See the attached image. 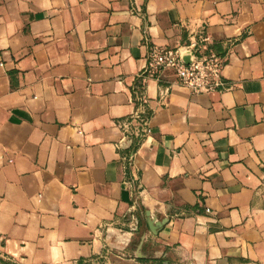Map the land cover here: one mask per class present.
Returning a JSON list of instances; mask_svg holds the SVG:
<instances>
[{
	"label": "crops",
	"instance_id": "crops-1",
	"mask_svg": "<svg viewBox=\"0 0 264 264\" xmlns=\"http://www.w3.org/2000/svg\"><path fill=\"white\" fill-rule=\"evenodd\" d=\"M200 38L227 89L139 76L152 46ZM0 252L264 264V0H0Z\"/></svg>",
	"mask_w": 264,
	"mask_h": 264
},
{
	"label": "built area",
	"instance_id": "built-area-1",
	"mask_svg": "<svg viewBox=\"0 0 264 264\" xmlns=\"http://www.w3.org/2000/svg\"><path fill=\"white\" fill-rule=\"evenodd\" d=\"M205 41L204 38H200L199 42L191 41L182 52L179 49L152 46L147 53L146 67L139 76L158 78L169 70L175 75L177 84L193 94L227 89V80L222 76L224 59L208 50ZM143 102L142 94L138 93L136 110L122 126L124 139L129 144L141 139L146 130L149 116L142 108ZM132 156L133 151H130V155L125 158L127 165H130Z\"/></svg>",
	"mask_w": 264,
	"mask_h": 264
},
{
	"label": "rangeland",
	"instance_id": "rangeland-1",
	"mask_svg": "<svg viewBox=\"0 0 264 264\" xmlns=\"http://www.w3.org/2000/svg\"><path fill=\"white\" fill-rule=\"evenodd\" d=\"M132 222L133 221L131 220L125 222V227L123 229L130 231L131 233H136L137 230H136L135 224L134 226H132L131 224ZM0 264H18V263H16L12 258L7 256L6 254L0 252Z\"/></svg>",
	"mask_w": 264,
	"mask_h": 264
}]
</instances>
